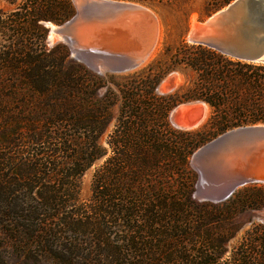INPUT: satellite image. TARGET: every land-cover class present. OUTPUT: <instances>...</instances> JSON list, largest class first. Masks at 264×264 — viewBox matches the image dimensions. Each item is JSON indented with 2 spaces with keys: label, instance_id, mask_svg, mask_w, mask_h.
Returning a JSON list of instances; mask_svg holds the SVG:
<instances>
[{
  "label": "trees",
  "instance_id": "16d2710c",
  "mask_svg": "<svg viewBox=\"0 0 264 264\" xmlns=\"http://www.w3.org/2000/svg\"><path fill=\"white\" fill-rule=\"evenodd\" d=\"M0 1L13 5L8 12L0 8V108L27 106L42 111L45 126L54 128L47 137L55 139L34 157H21L23 151L16 152L15 147L23 141L42 143L45 131L26 124L17 127L15 122L26 120L18 111L0 125L2 244L31 261L42 257L74 264L82 253V264H212L206 249L216 253L219 244L201 241L208 238L211 225L218 227L239 211L261 207L264 189L244 187L220 204L196 202L191 198L196 174L188 157L205 137L264 123V62L240 60L182 42L173 61L194 70L195 80L180 95L153 93L166 71L126 83L121 88V112L103 147L98 139L111 119L115 98L110 92L97 97L103 82L81 64L67 61L66 44L49 49L45 44L44 22L68 20L75 13L73 2ZM191 99L202 100L210 108L203 128L173 134L166 122L169 109ZM67 125L74 131L87 130L86 138L80 137L81 132L67 134L63 130ZM67 149L74 152L70 172L63 171ZM108 149L109 155L93 176L97 203L93 210L119 228L114 240L105 234L104 220L96 215L82 218L79 211H61L63 203L76 199L77 190L68 184V177L79 176ZM10 151L16 157L6 156ZM64 195L69 198L61 200ZM60 226L75 235L57 239ZM84 227L91 235L79 237L76 231ZM102 254L111 260L100 259ZM0 262L4 261L0 258ZM233 263L264 264V225L247 231Z\"/></svg>",
  "mask_w": 264,
  "mask_h": 264
},
{
  "label": "rangeland",
  "instance_id": "374dc122",
  "mask_svg": "<svg viewBox=\"0 0 264 264\" xmlns=\"http://www.w3.org/2000/svg\"><path fill=\"white\" fill-rule=\"evenodd\" d=\"M71 1L73 2L74 6L75 4H78L74 0ZM117 1H125L142 5L151 10L157 17L159 26L157 40L150 56L142 64L129 66L126 64L125 60L122 59L123 56L121 57V55L117 53H112L109 50L104 49V47L102 46L97 47L75 43L74 51H71L69 45L63 40L62 36L59 34H50L48 31L49 26L44 23V26L47 29V36L45 39L46 47L49 49L57 43L66 44L69 49L67 61L81 64L89 71V73L94 75L97 79H101V81L103 82V84H101L96 91L97 97L110 92L111 95H113V97L115 98L113 104L110 107L111 119L107 124L104 132L99 136L98 139L99 144L103 147H107V136L117 123L118 116L121 112V106L123 105L124 101L121 88L126 83L130 82L132 79L140 77L141 75L145 76L148 73L152 74L158 71H166L155 86L153 93L157 95H180L184 91V89L191 85V83L196 78V72L183 64L175 63L173 61V55L182 42L192 44L186 38V32L191 24V19L194 18L195 21L204 19L205 17L219 9V7L221 8L225 6L224 1L226 0ZM230 1L232 0H229V2ZM0 8L8 12L13 8V5L8 4L5 1H0ZM52 24L57 25L55 23ZM170 75L174 76L169 77L168 81L166 82V88H160V85L164 81V79H166ZM195 100L199 99L178 101L169 109L166 116V122L170 129L173 131V134H178L179 132L196 133L203 128V125L210 111L208 104L205 102L204 103L207 106V110L205 112L204 120L199 125L193 128H178L172 124L170 119V113L172 112L173 108L180 104H186ZM17 111L18 113L20 112L22 116L26 117V120H24L23 122L14 123L15 125H17V127H21L23 124H26L27 128L35 127L36 130L41 129L43 132L45 131V136H43L42 143L35 144L31 141H23V143L20 142L19 145L15 147L16 152L23 151V154L19 153V156L21 155V157H31L30 155H33L32 157H34L36 152L38 153L39 151L46 149L47 146L50 147L53 141H55L53 137L52 139L47 137L48 135H53L54 128H47L45 126V118L42 111L38 109H30L27 106L22 107L21 109L0 108V125H5V122L7 120L6 116L9 117V115L16 113ZM63 128V130L67 134L70 133V136L74 134L77 135L79 132H81L80 137L83 139L86 138L85 136H87L88 133V131L84 130L83 128L74 131V129H72L70 125H67ZM217 136L205 137L206 139L202 140L188 157L189 167L196 174L193 190L191 192V198L199 203L220 204L230 198L234 192L244 187L257 186L264 189L263 183L259 181L248 180L238 170L230 168L223 160V158L219 155L212 154L210 157L203 158L201 161L193 159V154L198 148L216 138ZM70 149H67V153L65 154L68 157L67 159H65L66 161H68V164L63 168L64 172L72 171L73 167L75 166L73 162L69 160L70 155L74 153ZM1 152L6 153L7 151ZM109 153L110 150L108 149L105 155L95 160L87 169L81 171L79 176L76 175L68 177V184L71 183L72 186L77 190L76 199L73 202H69L67 204L63 203L61 206V211H67L70 208L72 210L79 211L82 215V218H95L96 215L97 218H101L102 220H104L105 227L103 230L105 231V234L109 236L111 240H114L119 233V228L115 227L112 224H108L102 217V215L101 217H99L93 210V208H95L97 204L95 201V194L92 190L93 176L94 173L103 164L105 158L109 155ZM6 156L16 157V153L13 154V151H10V154H6ZM77 171H80V169ZM177 176L178 174L173 171L172 177L175 178L176 181L178 180ZM70 179H72L71 182ZM62 187L63 186H61V188ZM17 194H19V197L21 196V193ZM67 198L69 197L67 195H64L61 200ZM86 220L90 221V218H86ZM258 224L264 225V203L261 207L256 209L246 208L242 211H239L228 222L223 221L218 227H216L217 224H212V229H209L207 231L208 238H204L203 240H201L203 243L217 242L219 244L216 253H214V251H211L210 248L206 249L209 261L212 264H234L233 258L235 257L236 249H238L241 242L245 241L247 231L251 230ZM79 230L80 231H76L78 232L79 237L82 235H91L88 233L89 231L85 227ZM57 233V239L75 235L73 231L72 233H70L66 228L61 226L57 228ZM2 237L3 235L0 234V258L4 261L3 264H63V262L59 263L58 261L52 260L51 258L42 257H38V260L33 261L29 259L23 260L22 257L14 252L11 246H9L5 242L4 244H2ZM189 242L190 241H187V239L185 240V243L187 245L189 244ZM58 245H60V243H58ZM60 252L65 254V251L63 249ZM77 255L78 262H74V264H82V262L85 263L83 259L85 256L82 255V253L80 255ZM192 255H195V253L193 252ZM212 258L214 259L212 260ZM100 259H106L109 261L111 260L109 255L105 257L103 254L100 256ZM0 264L2 263L0 262Z\"/></svg>",
  "mask_w": 264,
  "mask_h": 264
},
{
  "label": "water",
  "instance_id": "95a60500",
  "mask_svg": "<svg viewBox=\"0 0 264 264\" xmlns=\"http://www.w3.org/2000/svg\"><path fill=\"white\" fill-rule=\"evenodd\" d=\"M75 6L74 15L63 23L44 22L49 26V33L61 35L71 51L75 43L83 45L78 41L81 32L95 23L103 31L110 27V33L118 40L135 41L129 49L134 54L147 55L153 50L158 20L142 5L135 7L117 0H85ZM186 38L192 44L210 47L233 58L264 62V0H232L190 24ZM234 149L258 154V160H264V123L241 125L220 133L198 148L193 159L201 161L212 154L222 157Z\"/></svg>",
  "mask_w": 264,
  "mask_h": 264
},
{
  "label": "bare ground",
  "instance_id": "6f19581e",
  "mask_svg": "<svg viewBox=\"0 0 264 264\" xmlns=\"http://www.w3.org/2000/svg\"><path fill=\"white\" fill-rule=\"evenodd\" d=\"M76 3L80 4L85 2V0H74ZM124 3H130L125 2ZM77 4V5H78ZM133 6H138L136 3H131ZM145 10L151 11L146 7H142ZM152 12V11H151ZM191 24L193 25L196 21L191 19ZM108 30L103 31L99 28V24H93L89 27V29L81 32L80 38L78 41L84 45H92V46H102L104 49L109 50L112 53H117L121 55L122 59L125 60L126 64L129 66H136L142 64L146 59L150 56L151 52L147 55L132 53L129 49L133 46L135 41L128 40H118L116 39L112 33H110L111 28L108 27ZM110 33V34H109ZM109 34V36H107ZM107 36V37H106ZM106 57V56H105ZM104 58V57H103ZM174 76L170 75L161 83L160 88H166V82L169 77ZM176 77V75H175ZM159 89V87H158ZM161 90V89H160ZM207 110V106L205 103L199 101H192L186 104L178 105L171 113L170 119L174 126L181 129H190L197 125H199L205 116V112ZM223 160L226 164L233 168L234 170H238L242 173L248 180L259 181L264 184V180L260 181L259 178L264 179V160H258V154L242 151V150H231V152L222 155Z\"/></svg>",
  "mask_w": 264,
  "mask_h": 264
}]
</instances>
